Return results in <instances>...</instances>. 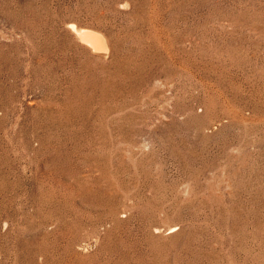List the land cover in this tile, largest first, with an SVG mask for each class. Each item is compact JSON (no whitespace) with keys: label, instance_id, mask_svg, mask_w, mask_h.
<instances>
[{"label":"rangeland","instance_id":"rangeland-1","mask_svg":"<svg viewBox=\"0 0 264 264\" xmlns=\"http://www.w3.org/2000/svg\"><path fill=\"white\" fill-rule=\"evenodd\" d=\"M0 264H264V0H0Z\"/></svg>","mask_w":264,"mask_h":264},{"label":"bare ground","instance_id":"bare-ground-1","mask_svg":"<svg viewBox=\"0 0 264 264\" xmlns=\"http://www.w3.org/2000/svg\"><path fill=\"white\" fill-rule=\"evenodd\" d=\"M68 28L76 39L90 48L93 53L108 55L110 50L109 43L103 34L91 29L78 27L75 24H70Z\"/></svg>","mask_w":264,"mask_h":264}]
</instances>
